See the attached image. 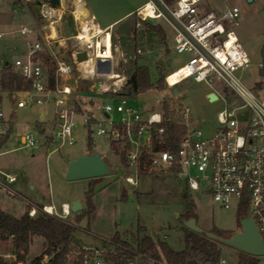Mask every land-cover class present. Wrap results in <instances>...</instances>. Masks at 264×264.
<instances>
[{
    "label": "built area",
    "instance_id": "2783aa9c",
    "mask_svg": "<svg viewBox=\"0 0 264 264\" xmlns=\"http://www.w3.org/2000/svg\"><path fill=\"white\" fill-rule=\"evenodd\" d=\"M208 1L146 0L134 14L137 34H145L147 22L164 21L173 32V50L191 55L185 64L166 76L170 89L189 79L204 82L212 89L215 85L223 88V94L216 93V101L222 100L226 107L206 126L193 118L189 107H175L176 117L169 121L185 128L176 149L163 148L166 144L163 109L143 112L126 100L130 78L126 64L129 59L137 60L145 55V48L140 46L132 57L128 56L121 47L114 46L111 31L102 30L93 15L77 12V5L69 4V0H61L60 8L43 1L39 30L27 25L6 30L0 25V144L13 128L4 111V98L13 110L52 103L56 136L62 140L61 145L76 142L75 117L81 116L91 136H105L112 148L114 144L119 147L128 172L125 181L129 185L139 187L141 176L156 171H171L179 179H185L188 192H196L202 184H208L212 199L222 208H231L235 201L239 207L247 206L264 239V96L249 90L236 76L237 71L252 66L230 26L238 24L240 10L236 6L224 11L207 10ZM67 12L74 22V32L62 37L58 25ZM72 38L78 41L76 49ZM140 40L146 44L147 37ZM61 41H68L70 58H59L56 54L55 45ZM44 52L51 56L55 66L53 87L47 65L38 57ZM80 53L87 54V60L81 63L77 61ZM83 63L87 64L86 70L81 68ZM262 67L260 64L259 68ZM75 69L78 76L74 75ZM8 72L22 76L31 88L3 89L1 80ZM171 76L174 82L169 80ZM68 79L74 82L65 84L64 80ZM78 80L90 82L85 92L110 96V99L98 104L90 99L88 104L92 109L83 108L79 112L71 98L78 91ZM23 143L27 148L37 147L32 133L23 137ZM2 147L0 145V155ZM193 171L198 175L194 176ZM15 181L14 174L0 169V189L11 192L10 185ZM42 211L65 221L72 213L68 203L62 205L60 212L52 205L43 206ZM37 212L34 206L28 211L31 217ZM103 241L99 246L72 244L62 264H168L162 255L157 258L122 246L113 241V237ZM1 258L6 263L31 264L27 260L18 261L16 254ZM50 260L49 255H44L36 264H52ZM218 264L236 263L221 257ZM260 264H264V260Z\"/></svg>",
    "mask_w": 264,
    "mask_h": 264
},
{
    "label": "rangeland",
    "instance_id": "374dc122",
    "mask_svg": "<svg viewBox=\"0 0 264 264\" xmlns=\"http://www.w3.org/2000/svg\"><path fill=\"white\" fill-rule=\"evenodd\" d=\"M44 0H3L1 11L5 12V26L14 30L21 25H27L39 30L42 23L40 7ZM34 4V11L30 7ZM236 6L240 10L238 24L230 25L235 31L241 45L249 55L252 66L247 70H239L236 76L251 91L264 96V0H209L205 3L207 10L218 11L222 8ZM16 12V13H15ZM13 18L10 20L9 18ZM69 13L58 26L62 37L72 33L68 25ZM153 25H160L165 32V40L159 35H151L146 44L141 42L135 32V19L131 16L124 23L112 30L114 46L121 47L128 56L132 57L136 48L143 46L146 54L129 59L126 71L131 76L135 66H146L150 70L153 82L160 76H166L185 64L191 57L189 53H176L173 46V32L170 26L161 20L150 21ZM146 45V47L144 46ZM68 41H61L55 45V52L59 58H67L69 52ZM262 64L263 67L259 68ZM49 75L51 69L48 67ZM74 80H64L65 84H72ZM83 87L90 82L83 81ZM174 90L178 92L175 93ZM223 94V88L215 85L212 89L204 82L189 79L170 89L165 84L162 90L151 89L145 93L132 94L126 97L131 105L137 106L143 112H161L164 106L170 108V118H175V107L186 106L192 111V116L201 125L206 126L216 119L217 114L224 110L226 104L222 100L208 101L206 93ZM72 104L79 102L81 109H92L91 99L95 104L110 96H100L90 92H74L71 96ZM121 101V98H118ZM7 120L12 124V132L8 141L3 145L0 155V169L7 174H14L16 181L10 185L11 192L0 189V209L6 213L21 217L30 207L54 206L59 212L63 203L71 205L80 200L86 209V196L93 190L95 211L91 216L79 219L81 212L71 213L69 221L77 223L75 236L84 245H102L103 239H110L118 234L120 239L130 248L138 249V237L144 233L153 240L167 243L173 250L182 251L185 248L184 225L181 220L185 213V195L193 200L197 207L198 225L205 231L220 233L240 231L238 211L235 201L229 209L222 208L216 203L209 192L208 184H202L200 190L188 192L185 179H179L171 171H156L140 178L139 187H133L125 181L128 174L123 154L115 144L113 148L105 136H91L84 127L81 116L75 117L74 137L72 145L62 144L56 136L57 125L52 103L31 105L23 109L13 110L6 98L3 100ZM42 116L44 118L42 119ZM104 122V118L99 116ZM99 120V121H100ZM43 129L42 133L38 130ZM93 130L96 126H93ZM32 133L37 139L36 148L24 146L23 137ZM94 151L100 152L113 169L111 175L102 177L99 181L93 179L67 180L66 171L71 157L88 152L89 139ZM61 145V146H60ZM89 153V152H88ZM197 176L198 173L193 171ZM98 182V183H96ZM123 195H125L123 197ZM45 252L42 238L35 237L26 260L31 262L41 257ZM14 254L12 239L0 242V257ZM238 250L223 246L222 257L232 263L238 261ZM260 262L264 256L259 257ZM7 264H13L8 262Z\"/></svg>",
    "mask_w": 264,
    "mask_h": 264
},
{
    "label": "trees",
    "instance_id": "16d2710c",
    "mask_svg": "<svg viewBox=\"0 0 264 264\" xmlns=\"http://www.w3.org/2000/svg\"><path fill=\"white\" fill-rule=\"evenodd\" d=\"M31 9L34 11V4L30 3ZM135 22L136 17L134 16ZM136 32V31H135ZM145 34L139 35L140 37H147L150 39L151 35H159L163 40H165L164 29L160 25H153L150 22L146 23ZM46 63L48 67H53L51 69L52 73L50 75V83L53 87L55 84V66L53 65L51 56L47 53H41L38 55ZM68 58H70V52H68ZM133 74L136 75L138 92L136 94L145 93L151 89L162 90L165 84V77L160 76V78L153 82L150 74V70L146 66H135ZM74 75L78 76V71L74 70ZM83 81L78 80V90L80 92H85L86 87H83ZM1 86L3 89L8 91H19L28 90L31 85L22 76L8 72L6 73L2 80ZM75 108L81 112V105L79 102L73 104ZM165 119L164 124L166 134L165 140L166 144L163 148L176 149L179 146L180 140L185 134V128L178 125L172 121H169L170 108L168 105L164 106ZM12 130L9 131L7 136H5L1 142V146L4 145L11 136ZM157 147V146H156ZM94 149L91 144V138L89 139L88 152H93ZM94 181H99L101 178L93 179ZM98 183V182H96ZM93 190L90 189L86 196V209L81 211L80 218L83 219L85 216H91L95 211V206L93 203ZM125 195H123L124 197ZM185 213L184 218H196L197 207L189 195H185ZM32 207H30L31 209ZM38 212L36 216L31 217L28 211L21 217L17 218L9 213L4 212L0 209V242L12 239L14 245V254L17 255L18 261H26V256L30 251L32 241L35 237L42 238L45 243V252L41 257L35 258L31 261V264L38 263L44 255H49L51 258L50 262L52 264H62L65 256L72 244L79 245L80 242L76 238L75 233L77 230L76 224L69 220L65 221L58 217L51 216L42 211L43 206H38ZM249 211V208L244 204L239 208L238 220L245 217ZM240 227V223H239ZM185 233V248L182 251L173 250L165 242H156L153 238L144 233V230L140 228L142 234L138 237V250L147 255L153 257L161 258L164 257L168 264H218L220 258L223 255V246L216 240L208 238L205 234L196 233L189 230L184 226ZM222 237H230L234 232L220 233L218 231H212ZM113 241L122 246L129 247L126 242L122 241L118 234L113 236ZM238 261L237 264H260V258L255 257L243 252L238 251ZM0 264H7L0 257Z\"/></svg>",
    "mask_w": 264,
    "mask_h": 264
},
{
    "label": "water",
    "instance_id": "95a60500",
    "mask_svg": "<svg viewBox=\"0 0 264 264\" xmlns=\"http://www.w3.org/2000/svg\"><path fill=\"white\" fill-rule=\"evenodd\" d=\"M48 2L53 8H60L61 0H44ZM251 3L253 0H246ZM40 4L38 5V8ZM68 25L71 27L72 32H74V22L72 18H68ZM87 60L86 53H80L77 55V61L79 63ZM122 63H119V67ZM109 71V70H108ZM99 72L100 65H99ZM129 87L127 95L136 94L138 92L136 75L132 74L127 82ZM177 93V90H174ZM209 101H216L218 96L216 93H211L208 96ZM16 108V106H14ZM44 116H42V119ZM39 133L43 132V129L38 130ZM113 173V169L109 162L104 158V156L98 152L93 151L86 153L71 160L67 165L66 179L67 180H83V179H97L102 178ZM83 209L82 202L80 200H75L71 204V211L73 214L81 212ZM182 224L191 231L196 233L205 234L208 238L218 241L224 246L231 247L240 252L255 256H264V239L258 228L256 226L255 220L251 216V212H248L245 217H242L239 221L240 231L233 233L230 237H222L214 232H208L202 229L197 222L196 218H183L181 220Z\"/></svg>",
    "mask_w": 264,
    "mask_h": 264
},
{
    "label": "crops",
    "instance_id": "0c3cea01",
    "mask_svg": "<svg viewBox=\"0 0 264 264\" xmlns=\"http://www.w3.org/2000/svg\"><path fill=\"white\" fill-rule=\"evenodd\" d=\"M72 0H69V2ZM85 11L93 15L102 30H112L124 23L131 16H135V12L145 3L146 0H81ZM68 4V2L66 3ZM3 6V0L0 3V9ZM228 8H222L218 11H224ZM5 12L0 10V25L8 30L5 26ZM12 20L13 18H9ZM213 93L212 90L206 93L208 99L209 94ZM110 99V98H109ZM209 101V99H208ZM88 153V152H86ZM84 153V154H86ZM79 154L75 157H71L67 163L77 157L84 155ZM65 204V203H63ZM14 216V215H13ZM19 218V217H17Z\"/></svg>",
    "mask_w": 264,
    "mask_h": 264
},
{
    "label": "bare ground",
    "instance_id": "6f19581e",
    "mask_svg": "<svg viewBox=\"0 0 264 264\" xmlns=\"http://www.w3.org/2000/svg\"><path fill=\"white\" fill-rule=\"evenodd\" d=\"M69 4H76V5H77V8H78V9H77V12H79V11L86 12L85 9H84V6H83V3H82L81 0H72V1L69 2ZM72 42H73V47H74L75 49L79 47V44H78V41H77L76 38H72ZM86 66H87V64H86V63H83V64L81 65L82 70H86V68H87ZM169 80H170L171 82H174V77L171 76V77L169 78Z\"/></svg>",
    "mask_w": 264,
    "mask_h": 264
}]
</instances>
